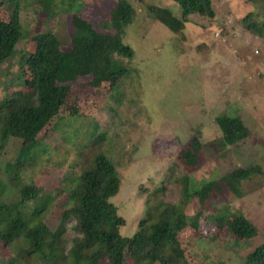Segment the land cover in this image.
Returning <instances> with one entry per match:
<instances>
[{
  "label": "rangeland",
  "instance_id": "rangeland-1",
  "mask_svg": "<svg viewBox=\"0 0 264 264\" xmlns=\"http://www.w3.org/2000/svg\"><path fill=\"white\" fill-rule=\"evenodd\" d=\"M117 1L0 0V23H8L17 10L22 25L14 55L0 65V102L30 91L27 61L41 35L54 34L61 50H72L75 19L104 36L108 47L116 39L133 54L120 59L100 54L88 61L92 72L66 83L64 104L20 164L23 142L8 139L0 152V203L35 212L37 205L14 180L18 173L23 183L41 190L40 198H48L38 219L56 231L93 153L87 134L98 127L105 130L103 150L120 181L109 202L124 220L119 227L124 245L89 264H137L162 203L177 206L184 217L177 240L187 264H243L264 243V3L212 0V20L190 15L173 33L148 11L157 5L180 17L172 0H128L135 17L122 32L106 25ZM250 13L262 37L248 31ZM74 54L75 72L85 64ZM115 62L119 75L109 77ZM221 116L239 117L248 137L226 144L215 122ZM194 136L199 146L190 166L180 152ZM237 171L247 176L236 175L229 187L225 179ZM206 182L217 187L201 201L196 192ZM237 214L252 224L255 236L239 239L228 231L224 224ZM16 239L21 246L22 238ZM11 259L44 264L0 241V264Z\"/></svg>",
  "mask_w": 264,
  "mask_h": 264
},
{
  "label": "trees",
  "instance_id": "trees-1",
  "mask_svg": "<svg viewBox=\"0 0 264 264\" xmlns=\"http://www.w3.org/2000/svg\"><path fill=\"white\" fill-rule=\"evenodd\" d=\"M172 1L178 6L180 17L168 8L157 5L149 6L148 11L173 33H178L184 27L190 15L196 14L208 20L215 17L212 0ZM249 2L257 5L264 3V0ZM17 14L16 10L8 23H0V65L14 55L15 47L22 36V25ZM109 15L110 19L106 25L122 32L133 22L135 10L128 0H118ZM252 18L253 13L245 18V22H249L248 31L262 37L263 32L258 23L252 22ZM73 54L85 64V68L73 71ZM100 54L108 58L110 55H116L118 59L130 58L133 55L129 48L123 47L116 39L108 47L104 36L95 35L90 26L79 19L74 21L70 52L61 50L60 42L54 34L41 35L36 41L34 53L27 61L32 75V79L26 82L30 91L9 96L0 102V152L9 138H19L24 148L19 155L20 164L22 157L35 148L37 137L47 121L56 115L64 104L68 88L66 83L91 73L88 61ZM120 69L115 62L109 77H118ZM215 122L228 145L236 144L249 135V130L239 117L221 116L217 117ZM105 135V130L98 127L93 128L91 134H87L86 139L91 141L93 153L69 195L72 207L62 213L56 231H51L38 219V214L43 211L48 198H40L41 190L23 183L19 174H16L14 180L20 185L21 192L27 200L35 203L37 208L29 215L20 206L7 207L0 203V241L10 243L15 248L20 247L23 253L26 251L35 255L44 264H89L123 247L124 241L119 227L124 224V220L117 215L115 206L109 202L118 192L120 181L113 162L103 150ZM198 144V138L194 136L186 148L181 150L180 160L184 164L191 166L196 163ZM18 163L13 167L15 170L19 166ZM236 175L243 178L247 173L237 171L226 178L225 183L229 187L235 186ZM216 187L214 182L203 183L196 196L205 201ZM183 190L188 193L184 184ZM184 221L177 206L162 203L156 212V221L145 240L137 264H187L184 251L177 240V233L184 226ZM224 225L239 239L252 238L256 233L252 224L239 214L234 215L233 219ZM19 236L22 238L21 246L16 243ZM14 261L11 259L8 264H14ZM243 264H264V243L247 254Z\"/></svg>",
  "mask_w": 264,
  "mask_h": 264
}]
</instances>
